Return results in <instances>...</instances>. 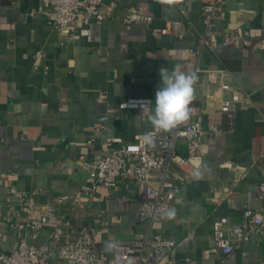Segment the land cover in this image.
<instances>
[{
  "label": "crops",
  "instance_id": "crops-1",
  "mask_svg": "<svg viewBox=\"0 0 264 264\" xmlns=\"http://www.w3.org/2000/svg\"><path fill=\"white\" fill-rule=\"evenodd\" d=\"M208 0H103L105 17L92 21L91 37L55 28L40 10L41 0H0V254L15 248L24 235V199L12 193L36 191L35 200L67 212L75 226L88 225L107 252L109 243L127 241L148 227L141 218V194L133 181L113 188L98 185L82 193L72 209L63 195L79 194L87 183L93 154L86 138L94 120L108 116L99 138L119 136L130 141L152 123L139 108L120 109L130 97L152 98L161 86L159 70L177 64L195 72L192 104L205 127L219 131L204 138L200 153L170 210L152 223V230L176 240L165 264L185 258L216 264L221 253L213 247V222L221 216L240 219L246 207L264 212L258 184L264 180V47L238 41L220 43L223 31L247 32L264 43V0H225L224 22L217 19L213 45L199 57L195 52L205 31L203 7ZM112 2L116 3L114 6ZM144 5L133 23L127 9ZM184 22L183 37L162 33L168 21ZM40 51V54L38 52ZM201 70H227L241 91L230 128L221 106L225 93ZM179 152H187L184 139ZM85 155L82 160L81 156ZM51 226L36 243L47 241ZM226 264H264V238L253 235L240 243Z\"/></svg>",
  "mask_w": 264,
  "mask_h": 264
},
{
  "label": "built area",
  "instance_id": "built-area-1",
  "mask_svg": "<svg viewBox=\"0 0 264 264\" xmlns=\"http://www.w3.org/2000/svg\"><path fill=\"white\" fill-rule=\"evenodd\" d=\"M44 5L40 10L55 28H67L87 38L91 37L92 21H101L105 14L103 0H41ZM116 3L112 2L111 5ZM144 5L127 9L126 22L133 23L145 12ZM205 31L201 35L196 53L200 57L205 47L213 45V32L217 19L224 22L225 0H208L203 7ZM172 31L183 37L185 25L182 20L168 21L161 29L162 33ZM247 32L223 31L220 43L231 45L243 41L246 45L262 48L261 41L252 42L246 37ZM40 54V51L38 52ZM207 80L215 81L225 93L221 109L227 113L230 128L235 124L233 104L240 99L241 91L233 85L227 70H201ZM152 98L130 97L119 103L120 109L139 108L150 114ZM190 119L170 130H156L153 125L144 132L137 133L130 141L119 136L99 138L97 133L107 126L108 116L102 114L93 122V130L86 138L88 151L93 154L87 183L79 194L63 195L72 204V209L79 204L82 193H89L98 185L113 188L119 182L130 179L141 194V218L147 221L144 231L136 232L127 241L115 242L116 247L110 252L100 248L94 239L91 228L82 224L75 226L67 213H58L53 205H42L35 200L36 191L24 193L11 189L24 201L22 211L25 221L17 228L24 232L17 246L0 254V264H165L167 253L176 247V240L153 231V221L165 214L172 207L176 195L188 174L194 170L188 167L201 151L204 138L219 131L216 124L205 127L197 118V106L190 105ZM151 134L153 144L143 142L145 135ZM184 139L187 152H179L178 144ZM82 160L85 155L81 156ZM259 195L264 199V180L258 184ZM51 226L47 241L36 243L40 232ZM264 238V212L246 207L240 219L221 216L213 222V247L221 253L216 264H226L227 257L237 245L248 241L253 235ZM178 264H199L195 259L185 258Z\"/></svg>",
  "mask_w": 264,
  "mask_h": 264
},
{
  "label": "clouds",
  "instance_id": "clouds-1",
  "mask_svg": "<svg viewBox=\"0 0 264 264\" xmlns=\"http://www.w3.org/2000/svg\"><path fill=\"white\" fill-rule=\"evenodd\" d=\"M161 86L155 93L154 113L149 119L156 130H170L178 127L190 119L192 109L190 105L194 99V85L198 80L195 72H185L177 64L171 71L165 67L159 70ZM145 144H153V137L147 134L143 138ZM169 218H174L175 210L167 212ZM116 247L115 244L106 245L107 250Z\"/></svg>",
  "mask_w": 264,
  "mask_h": 264
}]
</instances>
